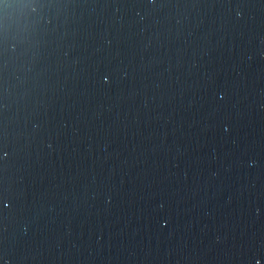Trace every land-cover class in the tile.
<instances>
[{
    "label": "water",
    "instance_id": "1",
    "mask_svg": "<svg viewBox=\"0 0 264 264\" xmlns=\"http://www.w3.org/2000/svg\"><path fill=\"white\" fill-rule=\"evenodd\" d=\"M237 5L255 23L237 22ZM8 13L0 264H101L71 247H86L99 228L105 254L121 244L141 250L112 264H174L167 248L183 249L181 264H264V59L240 66L244 80L234 66L264 28L260 0H56ZM37 120L43 145L31 135ZM248 154L260 162L258 180L243 166ZM93 174L110 206L92 198ZM58 242L68 252L60 259Z\"/></svg>",
    "mask_w": 264,
    "mask_h": 264
},
{
    "label": "clouds",
    "instance_id": "2",
    "mask_svg": "<svg viewBox=\"0 0 264 264\" xmlns=\"http://www.w3.org/2000/svg\"><path fill=\"white\" fill-rule=\"evenodd\" d=\"M260 9L262 11H264V0H260ZM234 19L237 22H243L245 24H248L249 22L255 23V19L254 17H252L249 14V11L246 7L241 6V5H237L234 9ZM205 22V20L203 18H201L197 24V27H199L201 24H203ZM177 24H181L182 21L180 19L176 20ZM262 24H264V20L261 21ZM225 35H229L227 32H225ZM255 39L258 40V43H253L252 46L250 48H248L244 54L239 55L235 60H234V66L237 68V76L240 77L241 80L246 79V73L239 70L240 66H251V64L254 61H257L258 59H264V28H261L260 31H258L255 34ZM249 40H252V37H249ZM234 46V45H233ZM232 48L230 49L231 52ZM129 76V73L127 70H124L122 73V79H127ZM214 74H206L203 77V81H207L210 82L214 79ZM219 95L222 97L224 95V92L222 90H219ZM42 104L44 103L43 101H40ZM145 105L147 104V97H145V101H144ZM259 107L261 109H264V104L259 105ZM231 117H229L228 119L225 120V122L222 124L223 127V131L225 133L230 132L231 131ZM44 122L43 121H35L32 123L31 125V135L33 137L35 136H39L40 140H41V144H44ZM51 136L49 135L47 137V144L46 147L49 150H54L53 149V145L51 143ZM233 144H237V140L233 139L232 140ZM103 149L107 150L109 148V144L105 143L103 146ZM7 155V153H6ZM5 155V156H6ZM111 153H108L107 156H105L103 159L107 160L108 156H111ZM3 157H0V159H2ZM211 159H215V149H212V155H211ZM179 162L177 161V164ZM243 166L248 168V169H257V174L256 179L258 180L260 178L259 176V169L261 167L260 162L258 161V159L252 155V154H248V159L246 161H243ZM187 168V167H186ZM184 170V179L187 180L188 179V172L187 170ZM210 175L212 177H215L218 175L217 171L215 170H209ZM42 182L44 180V177L41 178ZM92 181H93V191L91 192V196L93 199L97 200L98 196H102L103 197V203L104 205L110 206L111 202H112V193L111 191H104V192H99L98 191V187L100 185H102L103 183H96V176L95 174H93L92 176ZM255 182V181H253ZM87 191V187L85 189ZM166 206V202L164 200H161L157 203L156 207L159 209H164ZM257 214H261V209L258 207L256 209ZM164 223H167V221H163ZM66 233L67 235L71 236L72 234V229L71 227H68L66 229ZM94 235V240L92 239V236ZM103 235H104V231L102 228L97 229L94 233H90L89 235V243L86 247H81L80 245L76 244L75 242L72 243L71 247L72 249H75V253L77 258H83L84 261H96L99 260L101 261V264H105V262H107V264H112L113 260L118 261L121 256H123V258L125 260H136L139 259L140 254H141V250H138L135 246H125L123 244H121L115 253H113L111 251V249H109L108 254H105V240L103 239ZM221 241V236L217 235L215 237V242H220ZM143 251V255L144 257H148L152 255V249L148 248ZM68 254V252L65 250V248L63 247V245L61 243H57L56 244V258L60 259V258H64L66 255ZM183 255V249H176V248H167L164 250L163 253V257L165 259H169L173 256L176 257L174 264H181V256ZM24 259H29V256L26 255L24 257ZM183 259L186 261L188 259L187 256H183ZM3 264H8L7 260L3 261Z\"/></svg>",
    "mask_w": 264,
    "mask_h": 264
},
{
    "label": "snow or ice",
    "instance_id": "3",
    "mask_svg": "<svg viewBox=\"0 0 264 264\" xmlns=\"http://www.w3.org/2000/svg\"><path fill=\"white\" fill-rule=\"evenodd\" d=\"M16 3H23L25 6L31 7L32 12L35 13L37 8L52 6L56 3V0H54V2H47V0H0V49L7 48L8 34L12 23L8 13V8L12 7ZM32 23L35 24L38 23V21H33ZM104 78L106 80L108 79L107 76ZM3 155H6V153ZM255 264H260V261L257 260Z\"/></svg>",
    "mask_w": 264,
    "mask_h": 264
}]
</instances>
